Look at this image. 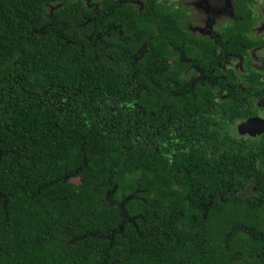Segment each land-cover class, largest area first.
I'll use <instances>...</instances> for the list:
<instances>
[{
  "label": "trees",
  "instance_id": "16d2710c",
  "mask_svg": "<svg viewBox=\"0 0 264 264\" xmlns=\"http://www.w3.org/2000/svg\"><path fill=\"white\" fill-rule=\"evenodd\" d=\"M91 2L0 0V264H264V143L229 134L226 83L185 86L190 62L220 75L264 41Z\"/></svg>",
  "mask_w": 264,
  "mask_h": 264
},
{
  "label": "rangeland",
  "instance_id": "374dc122",
  "mask_svg": "<svg viewBox=\"0 0 264 264\" xmlns=\"http://www.w3.org/2000/svg\"><path fill=\"white\" fill-rule=\"evenodd\" d=\"M82 1L86 10L93 8L91 0ZM124 1L133 4L137 9L141 7L140 0H117L118 3ZM161 2L162 8L169 7L179 14L180 28L186 34L199 39L207 46H215V38L223 41L229 30L239 27H248L253 39L264 41V0H161ZM60 6V4L46 6V24H50L54 10ZM96 7H102V3L97 2ZM247 60L258 67L264 66V47L249 52L247 58L240 59V62L244 63ZM233 64L237 71L242 70L240 63ZM243 126L241 128L244 132ZM72 181L77 183L76 180Z\"/></svg>",
  "mask_w": 264,
  "mask_h": 264
},
{
  "label": "flooded vegetation",
  "instance_id": "af4514ba",
  "mask_svg": "<svg viewBox=\"0 0 264 264\" xmlns=\"http://www.w3.org/2000/svg\"><path fill=\"white\" fill-rule=\"evenodd\" d=\"M251 35V30H250ZM252 36V35H251ZM217 40L216 38L214 41ZM256 40V39H254ZM264 45L257 49H262ZM255 49V50H257ZM253 50V51H255ZM251 52V51H250ZM249 55V52H248ZM248 55L245 56H236V55H229L228 59L224 60V63L222 66H218L221 74L215 75V71L213 70L212 66L209 65L207 67V70H204L200 65H196L190 61L187 70L189 73L187 74V83L185 84L186 87L193 89L195 86V82L200 81L203 82H209L213 83L215 81H221L222 83H226V88L230 89L231 91L235 92L238 96V100L236 102V108L238 109L239 115L237 120L234 124H228L227 130L231 136H233L237 140H241L244 142L249 143H256L257 145L264 143V132H254L249 130L243 132L242 126L246 124L247 122H251L252 120L258 119L263 120L264 119V66L258 67V65L252 63L251 61H245L244 63L240 62V59L247 58ZM233 63H240L242 66L241 71H237L236 68H234ZM231 70L233 71L234 75L239 79V81L236 84H230V80L226 78V73ZM251 73L259 75L261 78V82L263 83V86L261 87V92H255L252 91V88H248L247 84H243L241 82V77L244 75H250ZM242 93V95H240ZM227 95H221L219 97V101H224ZM215 109H218V106L214 107ZM208 116V114H206ZM252 154L254 156L263 157L264 163V150L257 149L256 147L253 149ZM260 171H263L262 174V180L264 181V167H260Z\"/></svg>",
  "mask_w": 264,
  "mask_h": 264
},
{
  "label": "water",
  "instance_id": "95a60500",
  "mask_svg": "<svg viewBox=\"0 0 264 264\" xmlns=\"http://www.w3.org/2000/svg\"><path fill=\"white\" fill-rule=\"evenodd\" d=\"M244 130L245 131H253L255 134L256 132H264V120H258V119H255V120H252L251 122H247L244 126H243ZM244 131V132H245Z\"/></svg>",
  "mask_w": 264,
  "mask_h": 264
}]
</instances>
